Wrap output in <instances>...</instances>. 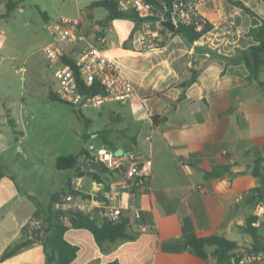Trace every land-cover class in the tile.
<instances>
[{"label":"crops","instance_id":"1","mask_svg":"<svg viewBox=\"0 0 264 264\" xmlns=\"http://www.w3.org/2000/svg\"><path fill=\"white\" fill-rule=\"evenodd\" d=\"M21 1L0 0V20L14 16V9L23 12ZM233 1L242 2L255 15L229 0H206L198 6V12L212 24L210 30L193 42L180 33L169 31L164 34L162 44L153 47L142 41V34L149 37L153 24L131 18L108 20L104 7L106 15L93 22L96 7H89L91 3L84 6L87 7L86 17H78L85 40L65 44L66 53L73 58L79 49L90 44L101 48L124 69L133 83L134 93L124 103L106 101L98 108H83L88 123L86 134L102 136L96 144L89 142L82 146L94 153L99 149L110 150L115 155L132 152L138 160L151 159L152 171L147 187L133 197L124 192L119 201L122 214L130 217V230L135 237L104 243L100 247L86 228L68 227L64 237L78 247L70 264L111 261L119 264H215L210 255L212 246L206 248V259L189 250L162 249L163 241L180 238L189 232L197 236H224L239 245H250L251 236L243 232L241 226L249 215L259 218L264 211L261 202L245 199L259 185L250 171L255 160L264 156V89L247 80L248 70L244 63L228 64L220 55L233 56L255 43L247 32L261 24L264 0ZM7 6L12 7L8 15ZM41 11L43 29L47 31L46 23L51 19L45 8ZM98 35L104 36V43L97 40ZM42 36L43 46L50 35L47 31ZM8 43L0 40V48L8 51ZM40 61L45 78L41 80L39 76V84L46 86L52 75L57 81L54 69L48 66L42 52ZM32 66L31 82L36 85L34 79L39 69L36 63ZM192 69L198 70L196 79L183 87ZM259 79L264 81V72ZM47 88L52 91L50 84ZM156 115L161 118L157 123L152 120ZM33 118L24 96L20 100L0 98V257L20 236L22 226L36 210L33 191L20 187L19 183L23 184L21 171L11 168L16 155L25 158L34 153L27 143L32 133L27 126ZM104 118L114 124L99 123ZM113 134H118L120 149L111 147L109 135ZM84 140L90 138L85 136ZM5 152L6 157L3 156ZM77 157L78 162L71 169L80 168L67 182L66 194L72 199L66 202L65 196L60 195L56 201L64 208L75 207L94 213L100 206L96 200L99 193L106 191L103 183L91 178L90 172L97 173L111 186L123 175L125 163L112 172H101L89 166L80 150ZM214 169L220 174L207 175ZM74 190L80 194L74 195ZM84 194L88 196L83 198ZM134 211L140 213L139 219L133 217ZM64 220L68 225V219ZM182 220L187 223L185 229ZM140 224L147 228L139 229ZM260 230L264 233V226ZM0 264L56 263L46 261L41 245L35 243L0 260Z\"/></svg>","mask_w":264,"mask_h":264},{"label":"trees","instance_id":"2","mask_svg":"<svg viewBox=\"0 0 264 264\" xmlns=\"http://www.w3.org/2000/svg\"><path fill=\"white\" fill-rule=\"evenodd\" d=\"M148 4L154 6L156 9L162 8L163 4H170L171 0H145ZM232 4L242 7L246 12L255 15V13L246 7L240 1L229 0ZM100 5L104 7L108 14L107 19L112 20L115 18H131L137 22H143L149 20L148 18H140L133 12H121L117 9L114 2L109 0H97L93 2L89 7ZM12 10V7L7 6L8 15ZM212 28V24L203 18L202 28L196 29L195 25H187L184 23H178L174 32L182 34L189 42L197 40L202 34ZM255 43L250 47L238 50L233 56H221L226 63L232 64L242 62L245 64L248 75L247 80L249 82H255L264 89V81L259 79V75L264 72V17L261 18V24L252 27L247 32ZM162 41L158 42L160 46ZM198 70L192 69L191 77L182 83V86H188L192 83L197 76ZM49 97L52 100H59L54 92H49ZM60 101V100H59ZM62 102V101H61ZM78 116L85 120V116L78 109ZM161 118L159 116H153L152 120L157 123ZM80 155L88 162L89 166L104 172L106 170L113 169L107 168L103 163L97 160L96 153L92 152L89 147L82 146L80 149ZM78 157L74 154L66 156H57L54 165L57 169H71L76 166ZM251 175L258 179L259 185L252 189L251 193L245 199L250 202L264 203V156L258 157L250 171ZM220 172L215 170L209 172L207 175H219ZM2 171H0V177ZM90 176L93 180L99 183H103L107 191L109 184L94 172H90ZM80 194L79 191L74 190V195ZM98 198L105 200V195L99 193ZM56 201L54 196L52 199ZM36 204V210L34 211L32 218L21 228L20 236L12 241L3 251L0 260L12 257L21 251L38 243L41 245L43 253L46 257V261H53L56 264H70L75 258L78 247L69 243L65 237L64 232L68 227L72 228H86L92 234L95 242L102 247L104 243H115L118 241H127L135 237V233L130 230L131 220L129 216L121 214L116 221H110L106 215H101L99 212L104 211V207H98L94 213L88 211H82L75 207L55 208L51 204L47 209L40 206L37 200H34ZM68 219L69 224L65 223L64 219ZM258 222V225L256 223ZM187 223L182 220V227L185 229ZM261 226H264V222H259L257 215H249L246 218L244 225L241 226L243 232L248 233L251 236V243L249 246L239 245L236 241L228 239L219 235H207L197 236L193 232L185 233L184 236L175 239H169L163 241L162 249L171 252H181L183 250H189L200 258L206 259L208 253L207 247L212 246L213 249L210 255L214 258L215 264H241L246 257H253L264 260V233L261 232ZM103 264H119L117 261L106 262Z\"/></svg>","mask_w":264,"mask_h":264},{"label":"rangeland","instance_id":"3","mask_svg":"<svg viewBox=\"0 0 264 264\" xmlns=\"http://www.w3.org/2000/svg\"><path fill=\"white\" fill-rule=\"evenodd\" d=\"M90 3L92 4L93 1L22 0L23 12L14 9L12 11L14 16L10 18L4 16L5 19L0 20V30H2V32L0 31V40L9 42L8 51H3L0 48V98L20 100L24 96L29 113L34 115L27 126L34 133H29L30 136L27 140L34 153L27 154L25 158L16 155L12 158L11 168L21 171L19 175L23 184L19 183L20 187L30 188L35 200L44 209H47L49 204L55 208H64L61 203L54 202L52 199L54 196L57 198L60 195L65 197L68 195L66 194L69 190L67 182L80 168L78 166L75 170H59L54 165V159L57 156L69 154L78 156L80 146L85 143L88 145L89 142L96 144L101 140L102 135L98 133L86 134L88 123L78 116V109L49 97L51 90L47 88L48 84L52 86V92L56 88L57 81L54 75L48 79L50 81L46 83V86L39 84V76L41 80L45 78V75H42L43 67L39 49L43 44L42 34H47V31L43 29L44 20L41 9H46L51 20L62 15L86 17L87 7L84 6ZM95 7L93 22L103 18L107 13L100 5ZM34 63L39 69L36 79L33 78L37 80L36 85L31 82ZM80 111L83 113V109ZM100 122L104 125L114 124L108 118L101 119ZM5 128L8 126L6 125ZM84 135L90 140L85 142ZM117 136L118 134L109 135L110 140L112 139L111 147L120 149ZM3 156L6 157L7 153H3ZM87 196L84 194L83 198ZM65 201L69 202L66 199ZM262 204L264 205V203ZM241 264H264V260L258 258L254 260L249 256Z\"/></svg>","mask_w":264,"mask_h":264},{"label":"built area","instance_id":"4","mask_svg":"<svg viewBox=\"0 0 264 264\" xmlns=\"http://www.w3.org/2000/svg\"><path fill=\"white\" fill-rule=\"evenodd\" d=\"M116 4L121 12H133L140 18H148L145 22L153 24L154 29L142 34V41L149 47L162 41L164 34L170 30L165 26L166 21L175 27L178 23L195 25L197 30L202 28L203 17L198 12V6L206 0H171L169 5L163 4L156 9L145 0H109ZM50 40L46 42L41 52L47 64L54 69L57 85L55 96L62 102L75 106L77 109L98 108L106 101L126 102L134 93L132 81L128 78L121 65L109 57L101 48L88 45L78 50L73 58H69L65 44H75L85 40L79 17L59 16L46 23ZM101 43L105 42L102 35L97 36ZM97 160L109 169L119 168L125 163L123 175L104 193L105 200H99L101 215H106L110 221H116L122 214L119 203L124 192L131 197L148 186L152 171L151 159L138 160L132 152L115 155L112 151L99 149L96 151ZM66 200L72 196L67 195ZM83 210V209H82ZM135 219L140 218L138 211L133 212ZM139 229L145 230L146 225L140 224Z\"/></svg>","mask_w":264,"mask_h":264},{"label":"water","instance_id":"5","mask_svg":"<svg viewBox=\"0 0 264 264\" xmlns=\"http://www.w3.org/2000/svg\"><path fill=\"white\" fill-rule=\"evenodd\" d=\"M164 24L170 31H174L176 28L175 25L170 21H166ZM259 221H264V211L262 215L259 217Z\"/></svg>","mask_w":264,"mask_h":264}]
</instances>
